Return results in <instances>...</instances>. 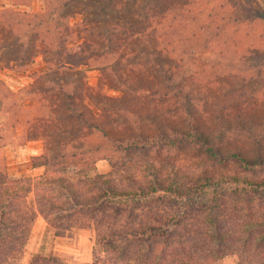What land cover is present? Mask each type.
<instances>
[{
    "label": "trees",
    "instance_id": "1",
    "mask_svg": "<svg viewBox=\"0 0 264 264\" xmlns=\"http://www.w3.org/2000/svg\"><path fill=\"white\" fill-rule=\"evenodd\" d=\"M81 1L65 0L31 13L4 11L0 42L18 25L27 31L39 26L45 34L54 29L59 41L34 42L40 43L34 48H43L52 72L44 87L59 104L61 117L74 119L76 131L98 132L110 148L106 158L111 170L105 172H95V162L73 177L66 169H55L67 157H81L82 163L87 152L81 148L68 155L60 150L32 164L45 168L47 182L67 191L64 202L71 197L75 206L70 218L93 228L90 264H218L229 256L236 257V264H264V101L245 99L241 91L259 81L264 61L245 69L228 65L222 87L231 97L220 99L223 88L212 90L210 82L217 72H195L209 41L200 34L210 32L214 21L201 23L192 16L188 0L176 9L174 3L165 7L158 0H132L136 5L105 0L89 12L73 13L72 3ZM245 1L253 8L244 11V18L264 24L259 0ZM164 28L178 36L169 37ZM220 28L216 23L210 36L218 37ZM182 29L191 36L182 35ZM17 41L20 48L8 44L3 49L6 62L19 69L37 55L32 60L23 56L20 49L26 43L21 37ZM70 45L77 54L67 52ZM54 49L62 52L51 57ZM124 62L128 65L121 66ZM84 67L98 68L107 76L101 89L120 94L95 96L117 103L111 116H119L115 129L102 125L111 111L100 103L95 111L78 103L84 93ZM0 89L8 91L1 81ZM232 134L241 145L231 146ZM183 156L189 162L177 161ZM70 181L82 183L83 192ZM19 182L0 172V264H13L23 255L38 214L49 221L57 218L50 213L59 201L54 193L36 202L37 212L27 196L31 187Z\"/></svg>",
    "mask_w": 264,
    "mask_h": 264
},
{
    "label": "rangeland",
    "instance_id": "2",
    "mask_svg": "<svg viewBox=\"0 0 264 264\" xmlns=\"http://www.w3.org/2000/svg\"><path fill=\"white\" fill-rule=\"evenodd\" d=\"M64 1L0 0V23L4 11L19 8L29 13L31 11L38 12L43 8H49L51 5L55 6ZM114 1L122 5H136L143 2V0H135L136 4H134L132 0ZM158 1L163 3L165 7H169L170 3H174L173 9L181 8L185 2V0ZM104 2L105 0L74 2L72 3L74 5L72 11L73 13L89 12L91 8ZM186 2L190 3L187 7H194L192 16L197 19L200 18L201 23L214 21L215 24L217 23L221 27L218 37L210 36V32L216 30L214 23L211 25L210 32L207 30L200 34L202 40L209 39V41H207V49L201 51L203 61L199 65L200 69H196L195 72L200 70L207 74L217 72V74H212L213 77L210 81L213 86L212 90L224 85V79L229 76L227 72L230 71L228 65L233 70L245 69L249 63L254 64L258 61H264V24L261 21H247L244 18V11L253 8L249 2L245 0H188ZM258 4L261 10L264 11V0H259ZM10 21L16 23L17 20L12 19ZM179 23L178 20L174 23V26L176 27V24ZM20 26L22 25L16 26L13 35L7 32L2 37L7 38L6 41L0 42V81L8 90L6 92L0 89V172L6 173L9 181H21L19 182L21 186L31 187V192L27 196L29 203L33 204L37 212H39V207L36 202L43 196L49 198L52 196L51 193H54L53 196L59 201L56 204L57 206L50 211L57 218L49 221L44 216L37 215L31 226L23 255L13 261V264H90L95 241L93 228L89 224H77L74 219L70 218L75 212L73 209L75 206L71 201V197H68L67 201L64 202L67 191L58 184L47 182L49 176L43 178L45 168H33L32 164L35 159L51 158L60 150L66 151L68 155L71 154V151L81 148L84 149V152H87L82 158V163L79 161L81 157L74 159L67 157L61 161L62 165L55 169L59 171L66 169L68 175L73 177V174L82 170L83 167L85 169L92 168L94 164L92 162H95V172H105L111 170L109 166L111 162L109 163L108 158H106V150L110 148L98 132L79 131L81 134H79V137L76 136V133L79 132L73 127L74 119L72 117H61L59 104L51 93H47L48 89L44 87L45 84L43 83L46 79L51 78L49 75L52 72H49L46 68L43 48H34V46L40 44L39 42L34 44V42L37 38L38 41L46 38L48 43H50V39L59 41V35L54 29L51 30V33L45 34L43 32L45 28L39 26L34 31H27V28ZM164 26L165 24H163ZM62 29L64 30V27ZM35 31H38V34L33 37ZM64 31H66V28ZM70 32L73 34L74 29ZM163 32H168V36L171 38L178 36L177 33H173L169 29L166 30V28L163 29ZM180 33L186 37L191 36L184 29ZM17 37H21V41L26 43L20 49L23 56L25 55L32 60V56L37 55V58L33 60L34 62H27L19 69L6 62V51L3 49L9 46L8 44L12 45L13 49L20 48ZM58 45L61 44L58 43ZM60 52L54 49L51 57L58 56ZM67 52H76L75 46H68ZM199 53L200 51L197 52V55ZM123 65L127 66L128 64L124 62L121 66ZM187 69L192 70V67L187 66ZM81 71L84 76L82 81L84 93L78 103L82 105L83 110L87 111H95L96 105L100 103L101 108L111 111L109 113L110 118L103 119L102 125L107 129H115L117 125L115 119H118L119 116L115 118L111 116L113 115V106L117 103L113 99H95V96L100 93L103 96L116 98L120 94L109 90L108 87L101 89L102 80L103 78L106 80L107 76L100 75L98 68L84 67ZM246 75L250 74L246 73ZM200 82L202 81L200 80ZM40 89H45V92ZM241 91L245 99L264 101V64L262 65V76L259 81L253 84L252 82L247 83ZM217 95L220 99L230 96L224 88ZM166 105L168 106V104ZM156 108L159 109V104ZM162 109H164L163 106ZM237 145H241V141L237 134H232L231 146ZM240 147L243 149V146ZM97 148L99 149L96 150ZM185 157L183 156L177 161L184 164L188 161ZM88 163L89 165L86 167ZM88 174L93 175V173ZM73 183H77V188L83 192L84 185L82 183L70 181V184ZM81 211L88 214L87 208H83ZM37 256L38 258H36ZM236 262V257L229 256L218 264H236Z\"/></svg>",
    "mask_w": 264,
    "mask_h": 264
},
{
    "label": "crops",
    "instance_id": "3",
    "mask_svg": "<svg viewBox=\"0 0 264 264\" xmlns=\"http://www.w3.org/2000/svg\"><path fill=\"white\" fill-rule=\"evenodd\" d=\"M92 262V255H91V261H90V263Z\"/></svg>",
    "mask_w": 264,
    "mask_h": 264
}]
</instances>
